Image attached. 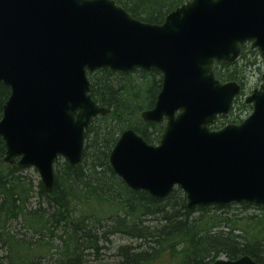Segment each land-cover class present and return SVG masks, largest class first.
<instances>
[{
  "label": "water",
  "instance_id": "1",
  "mask_svg": "<svg viewBox=\"0 0 264 264\" xmlns=\"http://www.w3.org/2000/svg\"><path fill=\"white\" fill-rule=\"evenodd\" d=\"M251 44L264 62V0H191L162 24L134 19L113 0H0V83L9 87L0 138L5 161L34 169L47 194L55 163L79 166L86 132L108 110L88 73L158 71L162 86L142 120L165 129L156 145L123 131L109 155L116 176L155 199L180 188L190 209L246 203L264 208V74L252 114L219 130L241 93L221 83ZM213 264H256L250 257Z\"/></svg>",
  "mask_w": 264,
  "mask_h": 264
},
{
  "label": "trees",
  "instance_id": "2",
  "mask_svg": "<svg viewBox=\"0 0 264 264\" xmlns=\"http://www.w3.org/2000/svg\"><path fill=\"white\" fill-rule=\"evenodd\" d=\"M113 1L134 19L162 24L191 0ZM255 56L257 51L242 46L236 62L215 65L217 79L244 86ZM88 77L92 99L108 114L86 132L79 166L56 161L52 193L44 191L36 172L5 161L0 138V264H90L89 256L100 254L114 236L129 243L117 248L113 264H213L245 256L264 264V208L242 203L190 209L180 188L155 199L129 189L111 169L109 155L123 131L159 143L165 123H148L141 115L154 107L162 75L102 69ZM10 94L0 83V120ZM245 109L238 97L229 117L211 129L242 122Z\"/></svg>",
  "mask_w": 264,
  "mask_h": 264
},
{
  "label": "rangeland",
  "instance_id": "3",
  "mask_svg": "<svg viewBox=\"0 0 264 264\" xmlns=\"http://www.w3.org/2000/svg\"><path fill=\"white\" fill-rule=\"evenodd\" d=\"M262 65L263 64H262L260 57L255 56V65L249 70V73L247 76L249 79V85H247L248 88L253 87L254 85H256L258 83L259 77H260L259 69H260V67H262ZM244 95L241 97V99H243V100H244ZM246 118L247 117L244 114H242V119L244 120ZM226 124H228V123H226ZM28 172H29V174H32L36 171L34 169H29ZM127 243H129L128 240H126L123 237H120V236L111 237V241L108 242L107 244H105L107 248L102 249L100 251L101 253L98 255L92 254L91 256H89V258H88L89 263L90 264H113L114 262L117 261V258L115 256L117 248L120 245H125ZM102 244H104V243L102 242Z\"/></svg>",
  "mask_w": 264,
  "mask_h": 264
},
{
  "label": "flooded vegetation",
  "instance_id": "4",
  "mask_svg": "<svg viewBox=\"0 0 264 264\" xmlns=\"http://www.w3.org/2000/svg\"><path fill=\"white\" fill-rule=\"evenodd\" d=\"M244 46L250 47L251 51H256V50L252 49L251 44H249V43L245 44ZM219 64H221V63H219ZM262 64H263L262 67H260V69H259L260 77H259L258 83L256 85H254L253 87H249L248 88L247 85H249V79L247 77L246 80H245L244 86L241 85L242 86V95L245 94L244 95V102L246 104V109H245L244 115L247 118L253 112V105L251 103H248V98L253 94V92L255 90L259 89L261 87V85H262V77H263V74H264V62L263 61H262ZM242 95L240 97H242Z\"/></svg>",
  "mask_w": 264,
  "mask_h": 264
}]
</instances>
